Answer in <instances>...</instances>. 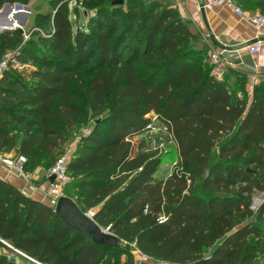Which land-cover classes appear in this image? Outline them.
<instances>
[{
	"label": "trees",
	"instance_id": "obj_1",
	"mask_svg": "<svg viewBox=\"0 0 264 264\" xmlns=\"http://www.w3.org/2000/svg\"><path fill=\"white\" fill-rule=\"evenodd\" d=\"M31 1L0 0V8ZM78 1L48 0L33 21L51 23L47 50L23 47L15 56L23 68L10 62L2 72L0 153L24 156L25 171L45 168L41 158L61 149L66 128L91 124L67 168L79 191L73 201L97 208L100 226L159 261L257 264L264 209L254 216L250 205L264 193V80L251 84L233 67L226 69L235 79L218 78L207 45L196 46L200 31L173 0H110L91 32L73 26L70 4ZM241 3L264 11V0ZM21 36L0 33V61ZM150 114L176 149L165 178L155 177L157 152L134 141ZM0 238L41 264H133L125 249L95 243L1 177ZM0 249V264H34Z\"/></svg>",
	"mask_w": 264,
	"mask_h": 264
},
{
	"label": "rangeland",
	"instance_id": "obj_2",
	"mask_svg": "<svg viewBox=\"0 0 264 264\" xmlns=\"http://www.w3.org/2000/svg\"><path fill=\"white\" fill-rule=\"evenodd\" d=\"M109 1L110 0H84V2L78 1L76 3H71L70 4V11L72 10L71 21L73 23L74 28L80 26L83 29H86L88 27L89 32H91V30L93 29V23H90V20L93 19L94 17H97V10L100 7L105 6L107 3H109ZM27 5L28 8L25 11L28 12V16H25V23L24 25H22L21 43L18 45L17 48L13 50H8L5 53L4 58L7 57L8 55L9 57L17 56L18 53L21 52L23 47L26 48L29 47L31 51L37 50L41 52L47 50L46 40L49 38V34L51 31V23L46 22L42 26H38L34 28L33 21L37 13L44 12L49 8L48 0H33L29 2ZM243 9L246 12L260 11L259 9H255L250 4L246 6L243 5ZM261 12L264 13V11ZM14 21L16 26H18L17 20L15 19ZM193 29L196 30L195 28ZM205 38L206 36L202 35L201 40L197 43L196 46H198L199 48H204L203 45H207L208 47L207 53H208L211 50V47ZM93 60H95V58H93L92 61ZM15 61L17 62V60ZM86 69L89 71L94 70L93 65L91 63L86 67ZM220 71L222 73L228 74L231 77V79H235V75L232 72L228 71L226 68L223 67L221 68ZM27 79L29 80V78ZM261 80H264V78H262ZM149 117L152 119V124H153L152 128L144 131L141 135H139V137H136L134 141L138 143H142L144 145V149H149L157 152V154L163 160V163L158 168L155 177L165 178L170 174L171 170L177 166L175 165L177 158L175 145L171 141L168 133L164 130L163 125L156 118H154V114H150ZM90 127L91 124L87 128H82V127L66 128V130L64 131L65 141H63L62 143L61 149L58 150L55 155L49 157L47 160L45 158H41V160H45L46 162L45 168L49 169L54 164V162H56V160L60 157L69 158L73 150L75 149L76 143L80 135L87 133ZM72 180L73 178L71 176L70 180L64 186V192H65V196L71 197L72 200L76 202V197L78 196L79 191L74 188V184L72 183ZM251 202H252L251 209L255 216V214L258 212V209L261 210L264 209V193H260V192L254 193ZM54 204L55 202L50 198L49 205L54 206ZM95 210H97V208ZM83 211L85 213L87 210L86 211L83 210ZM261 223L264 226V218L261 220ZM119 247L125 249L127 254L131 256L133 264H139V263L143 264V259L141 255L138 252H136V249L133 246H131L130 242L120 240ZM126 258H127L126 254H123L121 256L122 260H125ZM256 262L257 264H264V256L257 258Z\"/></svg>",
	"mask_w": 264,
	"mask_h": 264
},
{
	"label": "crops",
	"instance_id": "obj_3",
	"mask_svg": "<svg viewBox=\"0 0 264 264\" xmlns=\"http://www.w3.org/2000/svg\"><path fill=\"white\" fill-rule=\"evenodd\" d=\"M243 6L241 0H236ZM180 15L192 23V28L206 36L211 51L224 56L221 68L233 67L248 73L251 84L264 78V32L250 25L239 16L234 8L227 5H216L212 8L202 7V0H173ZM28 6V5H27ZM261 43L258 53H250L248 45ZM9 155H14L10 153ZM48 169L41 166L28 171L29 181L0 165V177L26 196L42 203L50 204L46 194Z\"/></svg>",
	"mask_w": 264,
	"mask_h": 264
},
{
	"label": "built area",
	"instance_id": "obj_4",
	"mask_svg": "<svg viewBox=\"0 0 264 264\" xmlns=\"http://www.w3.org/2000/svg\"><path fill=\"white\" fill-rule=\"evenodd\" d=\"M222 4L234 8L235 12L242 18H245V20L250 25L255 27L257 30L264 32V14L260 12H246L237 3L236 0H202L201 6L204 8H212L216 5H222ZM248 49L250 53H258L261 50V43L258 41L256 43L248 45ZM10 62H13L14 65L18 67L19 69L23 68L22 64L15 61L14 56L9 57L8 55L7 57L3 58L0 61V76L2 72L8 67V64ZM209 62L214 65L215 75L218 78H221L222 72L220 70L222 67V63L225 62L224 56H221V54L216 51H211L209 52ZM154 118L156 117L154 116ZM152 126L153 124L151 123L148 125V128L150 129L152 128ZM25 162H26V158L22 155L12 156L7 153H0V165L7 167L9 170L16 173L20 177H22L25 181H29L30 177L23 167ZM50 178H52V181L48 183L46 194L49 198H51L54 202H56L58 198L65 196L64 186L71 178V175L68 172V168H67V158L66 157L58 158L56 162H54V164L48 169L47 179H50ZM95 212H96L95 209H89L85 212V214L88 217L93 218ZM162 220L163 219L159 218L160 222ZM0 243L8 247L12 251L13 254L23 257L35 264H41L35 259L23 253L22 251L14 248L6 240L0 238ZM131 246H133L136 249V252H138L141 255L143 259V264H181V263H176V262L155 260L153 258H150L140 253L134 243H131Z\"/></svg>",
	"mask_w": 264,
	"mask_h": 264
},
{
	"label": "water",
	"instance_id": "obj_5",
	"mask_svg": "<svg viewBox=\"0 0 264 264\" xmlns=\"http://www.w3.org/2000/svg\"><path fill=\"white\" fill-rule=\"evenodd\" d=\"M113 4H122L123 0H114ZM28 6L21 3H5L0 8V33L11 30L22 32V25L25 23V16L28 12H24ZM4 15V16H1ZM11 17L17 20L19 26H12ZM12 22V21H11ZM52 181V178H50ZM252 207V202H251ZM55 212L60 216L63 222L71 228L76 229L95 243L108 247H118L120 238L114 235L108 228L100 226L93 218L88 217L78 205L68 196L58 198L54 204Z\"/></svg>",
	"mask_w": 264,
	"mask_h": 264
},
{
	"label": "bare ground",
	"instance_id": "obj_6",
	"mask_svg": "<svg viewBox=\"0 0 264 264\" xmlns=\"http://www.w3.org/2000/svg\"><path fill=\"white\" fill-rule=\"evenodd\" d=\"M23 11L25 12V10H23ZM14 20H15V19H14L13 17H11L10 22H8V24L10 23L12 26L16 25ZM11 21H12V22H11ZM18 26H19V24H18ZM16 27H17V26H16Z\"/></svg>",
	"mask_w": 264,
	"mask_h": 264
}]
</instances>
